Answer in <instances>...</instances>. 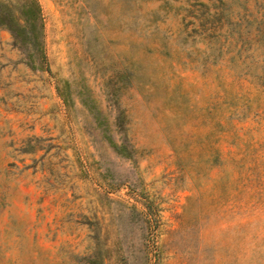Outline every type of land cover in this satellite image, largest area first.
<instances>
[{
    "label": "rangeland",
    "instance_id": "1",
    "mask_svg": "<svg viewBox=\"0 0 264 264\" xmlns=\"http://www.w3.org/2000/svg\"><path fill=\"white\" fill-rule=\"evenodd\" d=\"M37 2L30 49L0 27V264H264V0Z\"/></svg>",
    "mask_w": 264,
    "mask_h": 264
},
{
    "label": "trees",
    "instance_id": "2",
    "mask_svg": "<svg viewBox=\"0 0 264 264\" xmlns=\"http://www.w3.org/2000/svg\"><path fill=\"white\" fill-rule=\"evenodd\" d=\"M42 25L41 9L37 0H23L18 5L0 0V27L11 32L14 44L30 49L43 35ZM41 57L43 60L46 58L43 50ZM116 148L120 150V147Z\"/></svg>",
    "mask_w": 264,
    "mask_h": 264
}]
</instances>
